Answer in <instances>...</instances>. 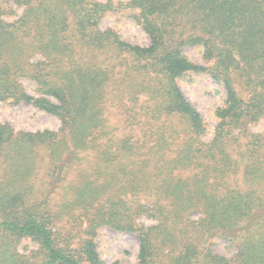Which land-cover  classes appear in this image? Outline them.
I'll return each instance as SVG.
<instances>
[{
    "label": "trees",
    "instance_id": "1",
    "mask_svg": "<svg viewBox=\"0 0 264 264\" xmlns=\"http://www.w3.org/2000/svg\"><path fill=\"white\" fill-rule=\"evenodd\" d=\"M124 11L147 45L101 27ZM194 73L225 90L209 140L178 84ZM0 101L60 122L0 123V264H104L105 225L138 264H264V0H0Z\"/></svg>",
    "mask_w": 264,
    "mask_h": 264
},
{
    "label": "rangeland",
    "instance_id": "2",
    "mask_svg": "<svg viewBox=\"0 0 264 264\" xmlns=\"http://www.w3.org/2000/svg\"><path fill=\"white\" fill-rule=\"evenodd\" d=\"M20 13L21 8H17ZM101 27H114L128 41L147 45L149 39L126 11L117 13H108L101 21ZM184 54L191 60L199 64H204L201 50L198 47L186 46L183 48ZM25 90L30 94H35V84L28 78L22 79ZM178 84L192 105L200 112L201 116L207 122L206 131L203 135L204 140L212 137L213 126L216 119L213 116V110L221 105L225 98L223 85L215 82L209 76L194 73L191 76L185 75L178 79ZM8 122L16 130L37 131L43 129L56 130L59 128V119L44 110H41L30 103L20 102L11 104L0 101V123ZM250 127L253 131H260L264 128V119L259 120ZM44 170L40 168L37 177H42ZM72 173H69L70 179ZM67 181L64 182L66 184ZM57 196V194H56ZM144 224L150 223L149 220L142 218ZM35 247V244L29 240H22L19 248L25 250V247ZM96 248L104 264L118 262L119 264H138L137 253L139 249V240L137 236L128 231H117L109 226H102L96 236ZM212 250L215 253L231 257L235 253V247L218 237L212 238Z\"/></svg>",
    "mask_w": 264,
    "mask_h": 264
}]
</instances>
